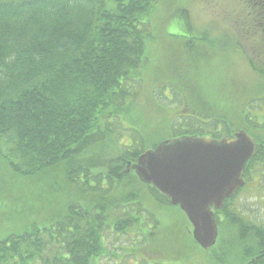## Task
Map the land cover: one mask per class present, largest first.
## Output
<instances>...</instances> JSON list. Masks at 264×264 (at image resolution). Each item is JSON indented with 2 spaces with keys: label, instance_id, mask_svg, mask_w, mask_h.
<instances>
[{
  "label": "trees",
  "instance_id": "obj_1",
  "mask_svg": "<svg viewBox=\"0 0 264 264\" xmlns=\"http://www.w3.org/2000/svg\"><path fill=\"white\" fill-rule=\"evenodd\" d=\"M166 1L0 0V141L8 146L5 158L14 172L26 176L66 163L69 182L82 187L75 177L84 172L85 190L92 197L98 191L88 183L93 178L92 169L103 167L105 172L96 174L99 180L108 179L115 199L120 201L98 206L90 199L87 207L73 203L55 225H33L0 239V264H100L106 257H117L109 237L116 232L127 237L122 234H126L127 227H135L138 218L159 222L157 213L146 208L147 198L171 207L170 216L177 222H189L179 206L143 184L134 171L124 172L129 161L136 162L140 154L158 142L147 147V135L136 131L135 137H139L135 143L122 145L115 155L106 159L96 157V153L88 155L102 148L106 129L133 94L129 83L145 63L147 40L152 39L157 14ZM242 1L247 6L252 4V12L242 15V22L260 18L259 39L264 42V0ZM175 16L192 28L186 8L176 10L172 14ZM247 25H243L244 30L249 28ZM216 38H210L206 30L201 43H218ZM194 45L192 42L187 50H193ZM246 59L262 78L260 83L250 85L253 98L258 99L264 93V68L248 54ZM182 97L189 99L191 106L186 101L185 111L195 124H211L214 129L222 125L227 134L244 128L255 138L258 149L247 165L246 175L256 164L264 163V125L253 126L251 133L250 127H244L246 117L238 120L235 114L221 112L216 105L210 112L204 96L205 102L199 98L198 105L192 97ZM247 105L245 102L243 109ZM210 115L209 121L203 119ZM201 130L182 129L180 135ZM235 196L215 210L217 243L223 256L218 264H264V224L246 220L233 210ZM101 199L109 200V196L103 193ZM128 217L135 219L133 225L119 221ZM183 235L189 240L183 238L181 245L199 246L190 227L183 229ZM120 249L123 251V246Z\"/></svg>",
  "mask_w": 264,
  "mask_h": 264
},
{
  "label": "rangeland",
  "instance_id": "obj_2",
  "mask_svg": "<svg viewBox=\"0 0 264 264\" xmlns=\"http://www.w3.org/2000/svg\"><path fill=\"white\" fill-rule=\"evenodd\" d=\"M166 2L160 6L152 39L147 40L145 63L129 83L133 94L126 98L122 109L116 113L117 118L106 129L102 148L88 155L96 153V157L102 159L115 155L122 145L135 143L139 137H135L136 131L147 135V147L179 136L182 129L203 128L196 133L202 135L227 134L222 125L214 129L211 124L192 122L188 118L192 115L185 111L187 103L191 105L187 98L186 103L183 95L192 97L195 105L199 104V98L205 102L204 96L211 106L210 112L216 105L221 112L235 114L238 120L246 117L244 127H250L251 133L253 126L264 125V93L254 99L250 88L262 78L246 59L248 54L264 68V42L259 39L261 32L258 29L253 30L250 24L242 22V15L252 12V4L247 6L242 0ZM180 8L189 11L192 28L182 18L172 17ZM243 25L249 28L244 30ZM206 30L210 38L217 37L219 42L202 44L201 38ZM229 38H233L236 44ZM192 42L195 43L194 49L188 51ZM233 46L239 49L235 50ZM245 102L248 105L243 109ZM211 118L212 115L203 119L209 121ZM7 149V144L0 141V239L21 233L33 225L39 228L55 225L73 203L87 207L90 199L98 206L120 202L115 199L116 194L108 179L99 180L96 174L105 172L103 167L92 169L93 178L88 183L92 188H98L97 196L92 197L85 190L84 172L75 177L82 187L69 182L66 163L33 176L22 175L14 172L5 158ZM103 193L109 196V200L101 199ZM145 204L147 209L157 213L159 222L145 220L147 224L142 226L143 220L140 219L135 227L126 228L130 237L116 234L109 237L110 248H116L117 257H106L100 264H218L223 257L219 243L212 249H203L193 243L191 247H184L182 240H189V237L183 235V229L190 227L192 232L193 226L186 221V224L182 220L177 222L170 216L171 207L164 203L158 204L147 198ZM231 207L246 220L264 224V163L256 164ZM153 229L154 233H151ZM121 253L123 256L118 257Z\"/></svg>",
  "mask_w": 264,
  "mask_h": 264
},
{
  "label": "water",
  "instance_id": "obj_3",
  "mask_svg": "<svg viewBox=\"0 0 264 264\" xmlns=\"http://www.w3.org/2000/svg\"><path fill=\"white\" fill-rule=\"evenodd\" d=\"M258 142L241 129L231 135H182L166 139L129 161L124 172L179 206L193 226L196 242L209 249L219 227L215 210L245 185L244 174L256 155Z\"/></svg>",
  "mask_w": 264,
  "mask_h": 264
},
{
  "label": "flooded vegetation",
  "instance_id": "obj_4",
  "mask_svg": "<svg viewBox=\"0 0 264 264\" xmlns=\"http://www.w3.org/2000/svg\"><path fill=\"white\" fill-rule=\"evenodd\" d=\"M251 21H252V22H251ZM246 23H247V24H250L251 26L253 25V26L255 27V29L260 30L261 21H260V18H258L257 16H256L255 18H253V19L247 21ZM252 173H253V170H250V171H249V174L251 175ZM249 174H248V175H249ZM248 175H245V176H244V177H245V181H246L245 185L247 184ZM245 185H244V186H245ZM244 186H243V187H244ZM140 219L143 220V222L141 223L142 226H145V225L147 224V221L144 222L145 219H143V218H138V219H136V220L139 221ZM148 220H150V219H148ZM119 221H121V222H122V221H127L128 224L133 225L135 219H134L133 217H128V218H122V219L119 220ZM119 221H117V222H119ZM112 233H113V232H112ZM116 234H117L118 236H121V234L118 233V232H116ZM127 234H128V233L126 232V234H122V235H126L127 237H130V236H131V235H127ZM139 235L142 236L141 234L138 233V236H139Z\"/></svg>",
  "mask_w": 264,
  "mask_h": 264
}]
</instances>
